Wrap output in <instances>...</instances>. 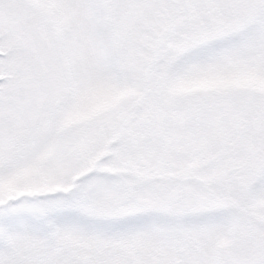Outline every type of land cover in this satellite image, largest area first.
I'll return each mask as SVG.
<instances>
[{"label":"snow or ice","instance_id":"snow-or-ice-1","mask_svg":"<svg viewBox=\"0 0 264 264\" xmlns=\"http://www.w3.org/2000/svg\"><path fill=\"white\" fill-rule=\"evenodd\" d=\"M0 264H264V0H0Z\"/></svg>","mask_w":264,"mask_h":264}]
</instances>
